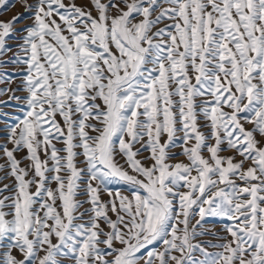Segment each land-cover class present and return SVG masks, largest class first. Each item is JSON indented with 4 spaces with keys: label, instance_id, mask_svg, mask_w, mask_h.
<instances>
[{
    "label": "snow or ice",
    "instance_id": "1",
    "mask_svg": "<svg viewBox=\"0 0 264 264\" xmlns=\"http://www.w3.org/2000/svg\"><path fill=\"white\" fill-rule=\"evenodd\" d=\"M121 2L25 0L31 25L0 21V57L26 33L0 82L23 64L27 92L0 88L26 102L0 144V264H264V0ZM213 217L226 235L194 242Z\"/></svg>",
    "mask_w": 264,
    "mask_h": 264
},
{
    "label": "rangeland",
    "instance_id": "2",
    "mask_svg": "<svg viewBox=\"0 0 264 264\" xmlns=\"http://www.w3.org/2000/svg\"><path fill=\"white\" fill-rule=\"evenodd\" d=\"M28 5H34L36 3V0H26ZM75 3L77 6H81L84 7L86 9H92L93 15L96 14L95 9L93 7V3L92 0H64V3L66 5H70L71 3ZM104 2H107V0H104ZM115 2L117 4H119L120 7H124L123 3L121 2V0H115ZM113 11H115L113 9ZM23 14V18H21L20 20H18L15 24H14V28L17 30L23 29L29 25H31L33 23V17L31 16L30 13H28L26 11L25 8V0H7V6L4 8H0V21H10L12 20V18L14 16ZM168 21H164V24H167ZM163 24L159 25V27H162ZM26 33L22 32V31H17L12 37H9L7 39V44L10 46H13L11 48V51L7 52L3 57H0V59L3 60H9L15 53H17L19 51V49L17 47H15V45H18L20 43H22V41L20 39H17V37H22L24 36ZM21 55H23V53H20ZM24 68L25 66L23 64H4L3 65V69L4 71H7L9 73H11L15 79L12 80V82L9 84L7 81L4 82H0V88H5V87H9L13 90L19 88V91L15 92V95L18 97H25L27 96V92L24 90V85H23V80L25 77V72H24ZM11 96V92L6 93L4 95H0V101H9V98ZM98 103H100V101H97ZM25 100L24 99H20V100H11L9 104H2L0 103V112L3 113H7L8 116L7 117H2L0 116V144L5 143L7 137H6V133L8 131L7 125L10 123L14 122V117L22 115L21 109L23 108V106L25 105ZM57 120H59L61 122V124H63V120L60 116L56 117ZM200 123L203 125L205 122L203 119H201ZM246 128L251 129L253 127V125L251 124H245ZM202 131H204L206 134L208 133V128H201ZM178 135H182V133H178ZM258 139H260L259 135L257 136ZM55 142V141H54ZM9 148L12 147L11 144L7 145ZM57 147H62L61 144H57ZM136 147H139V145H136ZM226 147V146H223ZM170 151L172 153H175L176 155L172 156L171 158V162L175 163V162H180L183 161L185 163H187V158L181 154L182 153V145L180 144V141H177V146L174 148H171ZM206 157L208 156L207 151H205L203 153ZM17 159L21 160V166H28L30 164V161L28 159H26L27 156V150H23L18 152L17 154ZM221 155L224 156H228V155H234V151L233 150H227V151H223L221 152ZM145 157H149V153L147 151H142L138 158H140L142 160V162L146 163V164H151V159L149 158L148 160H144ZM237 160L241 159V157L237 156L236 157ZM43 159V156H42ZM80 161H83V157H79L78 158ZM118 161L124 165L125 167H127L126 164H124V158L118 156L117 157ZM0 164H7V160L6 157H4L3 154V149L0 148ZM80 167H84L83 163L79 164ZM248 165L246 164L245 167H247ZM9 171V169L6 167L4 169V171H0V187L3 186V184H13L14 183V178H12L11 176L8 177V179H2L5 175V173ZM51 175V174H49ZM51 187L55 188L56 185L53 183L51 184ZM113 191L115 192L116 190H120L122 192V194L124 195H128V189L127 186L122 184V183H113L110 186ZM35 189L33 188V191ZM8 192H5L4 195H8ZM101 198L103 200H108V194L107 192H102L101 193ZM77 199H87L86 196L84 195H80L77 197ZM89 205L88 204H84L83 209L88 208ZM83 209H81V211H83ZM109 215L112 216L113 219H115V215L110 211ZM87 219V216H85V220ZM83 221H77V223H81ZM102 223V226L106 228V225ZM194 223V221H193ZM226 223H229V221L227 220H223L220 218H206V220L204 221V228L210 230L211 232H215L218 233V236H213V235H204V236H200L197 237V240L194 242H199V241H212L213 243H217L220 242L219 241V237L220 236H224L226 235V233L224 232V225ZM55 242V240H54ZM103 247V245H101ZM116 246H120L119 244H117ZM156 247L158 248H162V245H156ZM205 247H208L209 251H215L216 249L211 248L208 245H205ZM3 249H0V252H2ZM13 254L17 255L19 258H23L22 254H20L18 251H16L15 249L13 250ZM40 255H43V252L40 253ZM60 259L65 260L66 264H72V261L70 258H65V257H61ZM143 264V262H142Z\"/></svg>",
    "mask_w": 264,
    "mask_h": 264
}]
</instances>
